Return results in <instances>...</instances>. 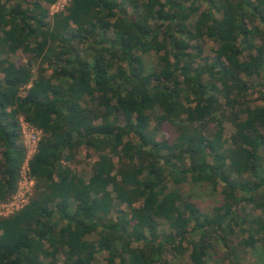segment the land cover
<instances>
[{
	"label": "trees",
	"instance_id": "1",
	"mask_svg": "<svg viewBox=\"0 0 264 264\" xmlns=\"http://www.w3.org/2000/svg\"><path fill=\"white\" fill-rule=\"evenodd\" d=\"M56 2L0 0V264H264V0Z\"/></svg>",
	"mask_w": 264,
	"mask_h": 264
},
{
	"label": "rangeland",
	"instance_id": "2",
	"mask_svg": "<svg viewBox=\"0 0 264 264\" xmlns=\"http://www.w3.org/2000/svg\"><path fill=\"white\" fill-rule=\"evenodd\" d=\"M69 1L70 0H57L55 4L50 6V14L59 10L66 9ZM206 50L207 51L209 50V45H206ZM156 61L157 58L153 53H151L146 57V63L148 67L152 66L154 63H156ZM256 97H258V93H254L250 96L252 103L254 102V100H256ZM20 121L22 122L25 133H28V131L30 130L29 125L25 123L22 117ZM22 125H21V129H22ZM224 125H225L224 135L225 137H228L230 133L233 131V127L229 122H225ZM34 129L38 131L37 137L40 138L41 131L37 128ZM23 136L24 135H22L21 132V141L22 144L24 145L26 138ZM163 136H166V133L164 131L159 132V137H163ZM96 157L97 156L94 151L87 150L85 148H80L77 151L74 159L65 162V165L67 166L68 169H73L78 174L83 175L85 178H87L90 175V165L96 159ZM181 188L185 194H190L191 200L194 201L204 211H210L214 205L220 203L221 200L220 194L212 190L210 186H207L205 184L191 182L181 185ZM32 189H33V180L29 177L27 169L23 165L19 173L17 189L15 193L7 200L0 201V204H3V206L0 205V217L4 214L9 215V213L11 214V212L17 209H21L27 203ZM104 257H105L104 252H100L98 254L97 258L99 260V264H105ZM249 260H250V256H249ZM169 261L170 264L179 263V259L172 255L169 256ZM59 264H62L61 260L59 261Z\"/></svg>",
	"mask_w": 264,
	"mask_h": 264
},
{
	"label": "built area",
	"instance_id": "3",
	"mask_svg": "<svg viewBox=\"0 0 264 264\" xmlns=\"http://www.w3.org/2000/svg\"><path fill=\"white\" fill-rule=\"evenodd\" d=\"M25 123L27 125H29L30 130L28 131V133H25V130H24L23 125H22V122L20 121V125H22V129H21L22 135H24L23 137L26 138V141L24 142V148H25L26 156H25V160H24L22 166L24 165L26 167V169H27V172H28V160L31 158V156L36 151V146H37L39 137H37V132L38 131L34 129L35 127L32 126V125L30 126V124H28L26 121H25ZM28 175H29V173H28ZM0 205L3 206V204H0ZM17 210H19V209H17ZM17 210H15V211H17ZM13 212H11V213H13ZM2 216H6V215L4 214Z\"/></svg>",
	"mask_w": 264,
	"mask_h": 264
}]
</instances>
